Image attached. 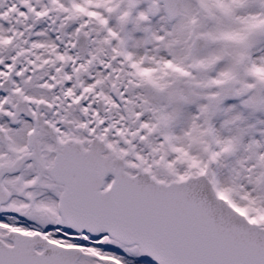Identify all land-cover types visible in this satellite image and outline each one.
<instances>
[{"label": "snow or ice", "instance_id": "snow-or-ice-1", "mask_svg": "<svg viewBox=\"0 0 264 264\" xmlns=\"http://www.w3.org/2000/svg\"><path fill=\"white\" fill-rule=\"evenodd\" d=\"M0 264H264V0H0Z\"/></svg>", "mask_w": 264, "mask_h": 264}]
</instances>
